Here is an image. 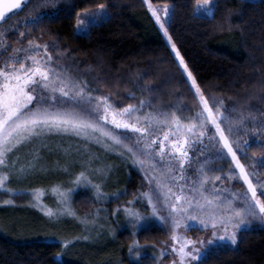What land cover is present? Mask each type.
Instances as JSON below:
<instances>
[{"label": "snow or ice", "instance_id": "snow-or-ice-1", "mask_svg": "<svg viewBox=\"0 0 264 264\" xmlns=\"http://www.w3.org/2000/svg\"><path fill=\"white\" fill-rule=\"evenodd\" d=\"M143 2L186 75L185 84L193 99L189 116L183 115L189 111L184 104L154 103L156 85L151 82L134 84L142 93L139 99L135 91L126 90L130 102L118 106L111 94L97 93L82 75L71 72L60 62L63 52L57 48L53 54L49 50L56 46L55 41L51 45L40 43L38 36L31 34L48 18V6L55 0H35L25 16L7 26L2 21L22 11L29 0H0V189L11 197L18 191L9 187L13 178L19 180L31 174L34 157L21 162L17 149L22 145L53 134L101 145L131 159L147 182L143 191L112 209V215L122 211L134 234L152 218L167 227L166 238L153 245H159L156 264H163L165 256L169 257L167 264H200L206 245L216 239L235 244L245 225L254 220L264 223V178L259 175V169L264 168V137L259 135L264 132V113L260 114L259 126L249 133L248 123L257 122L250 106L238 109L226 105L222 97H209L169 35L166 25L171 6L165 3L154 7L150 0ZM214 7L212 0L197 4V9H203L208 17L213 15ZM105 8L99 3L95 8L78 11L77 29L84 30L99 21ZM242 128L243 140L235 135ZM249 135L259 151L253 149L245 161L242 157L253 148ZM208 159H229L230 163L227 169L210 168ZM98 160V156L89 155L87 166L75 174L72 188L53 187L62 205L60 212L76 215L68 204L73 188L81 185L92 188L97 200L109 197L102 191L103 180L89 178L111 174L110 163L93 166ZM237 182L240 187L233 188ZM120 194L117 190L110 195ZM33 199L35 206L53 214L51 208L42 206L38 196ZM137 199L142 206L146 202V211L133 206ZM12 203L11 198L0 200V204ZM192 227L209 234L193 239L186 234ZM135 245L136 240L129 244V254L139 256V251H132Z\"/></svg>", "mask_w": 264, "mask_h": 264}, {"label": "trees", "instance_id": "trees-1", "mask_svg": "<svg viewBox=\"0 0 264 264\" xmlns=\"http://www.w3.org/2000/svg\"><path fill=\"white\" fill-rule=\"evenodd\" d=\"M150 2L171 6L169 35L206 94L222 97L229 107L250 106L260 122V114L264 113V0H212L215 7L211 17L196 13L195 6L201 0ZM99 3L106 5L104 18L77 33L76 13ZM145 9L143 0H65L58 10H50L48 18L31 34L38 36V42L51 45L55 41L56 46L50 50L56 52L58 48L77 59L79 68L88 70L93 85L106 94L129 103L126 90L135 91L139 99L142 93L134 84L151 82L156 85L154 103L184 104L189 111L183 115L188 116L193 99L186 77L163 37L153 27L138 22ZM252 144L247 151H258ZM124 181L126 199L145 183L134 170ZM86 202L83 196L76 201L82 210L90 209ZM0 225V264H91L101 252L95 247L91 254L81 247L83 261H57L58 243L17 241ZM139 236L142 244L166 237L159 226L148 227ZM146 264L151 263L148 260ZM200 264H264V229L248 231L236 250L217 249Z\"/></svg>", "mask_w": 264, "mask_h": 264}, {"label": "rangeland", "instance_id": "rangeland-1", "mask_svg": "<svg viewBox=\"0 0 264 264\" xmlns=\"http://www.w3.org/2000/svg\"><path fill=\"white\" fill-rule=\"evenodd\" d=\"M34 2L35 0H29L28 5H26L22 11L14 12L7 19L3 20L2 24L7 26L16 21L18 17L25 16L30 10L31 4ZM64 4L65 0H55L54 5L49 4V11L58 10ZM197 4L195 6L196 13L205 16L206 13L203 9H197ZM153 6L163 5L153 4ZM105 14L104 10V14L100 20L104 18ZM170 14L171 10L169 12L166 27H168L169 24ZM138 22L144 27H153L157 33L163 37L164 42L168 45L172 55L175 57V53L172 52L167 38L164 36L163 32L160 31L151 12L148 11L147 5L144 15L140 17ZM90 24L88 26H90ZM86 29L81 30L75 27V31L80 34ZM12 42L15 41L13 40ZM53 54H56V52H53ZM60 62L65 64L74 74L78 76L82 75L90 85L94 86L92 78L88 75V70H81L78 60L73 56L63 54L60 58ZM184 77H186V75H184ZM95 89L97 93L106 94L97 86ZM111 99L116 101L118 106L126 103V100L120 97L111 95ZM258 126V119L255 125L249 122V133L253 127ZM244 132L245 129L242 128L235 133V135L243 140L245 138ZM259 135L264 137V132L259 133ZM248 139L249 143H253L254 137L252 135H249ZM17 151L20 154L21 162H27L29 156L34 157L32 161L34 167L31 170V174L26 177L19 180L13 178L9 187H14L18 191L13 193L11 197H8L7 193H5L3 189H0V200L11 198L14 201L12 204H0V224L5 226V231L8 232L10 237H13L17 241L39 240L55 244L58 243L60 252L55 257L57 261L71 260L81 262L85 254L80 250L81 247H85L87 252H92L91 254H94V249L97 247L101 252L92 258L91 264L99 261L107 264H146L148 260L151 264H156L155 258L158 254L157 248L159 245L153 247L156 243L142 244L139 241V233L146 230L148 227L159 226L166 235L167 227L162 222L152 218L146 224L138 227L134 234L131 224L124 217L122 211L116 216L112 215V209L116 208L118 204H124L129 200L124 198L123 195L124 180L129 171L134 170L143 178L142 172L137 166L132 164L131 159L122 157L115 151L104 149L101 145L71 135H48L46 138L36 139L29 144L20 146ZM13 155H15V153ZM89 155L99 157V160L95 161L93 166H95L96 163H110L112 165L111 174L106 178L96 175H90L89 177L90 179L97 180V182L103 180L102 191L108 193L109 197L107 199L97 200L96 196L93 194L92 188L83 185L78 186L73 188L68 204L69 208L75 212L76 215H69L66 212L62 213L59 210L62 205L57 199L58 193L53 191V187L56 186L61 189L72 188L75 174L87 166ZM250 156L251 152L247 151V155L243 156L242 159L248 161V157ZM207 162L210 168L219 166L221 169H227L230 160L208 159ZM194 168L195 163L193 164V169ZM259 175L264 178V168L259 169ZM146 186L147 182L145 181L144 186L139 191H143ZM232 187H240V182L232 184ZM37 189H39L38 192L35 191ZM117 190L122 194L112 197L110 194L117 192ZM33 196H38L42 206L51 208L53 214L49 215L45 211H42L41 207L35 206L36 201L33 199ZM80 196L87 198L86 203L91 205L90 209L82 210L79 208L76 201ZM133 206L146 211V202H144L142 206V202L139 199L134 202ZM96 213H98V215ZM93 220L95 222H93ZM1 228L0 225V229ZM259 229H264V223L254 220L240 230L235 244L227 240H214L212 244L206 245L205 254L200 258V261L207 258L210 253L217 249L227 250L228 248L236 250L239 246V240L244 234L248 233V231ZM1 230H3V228ZM186 234L193 239H199L202 235L206 236L209 233L204 232L199 227H192ZM64 240H68L69 244L64 245ZM133 240L137 241V245L133 246L132 251L133 253L139 251V256L129 254V244ZM90 253L89 255L92 256ZM168 259L169 257L167 256L162 257L163 264H167ZM193 264H196V262H193Z\"/></svg>", "mask_w": 264, "mask_h": 264}]
</instances>
